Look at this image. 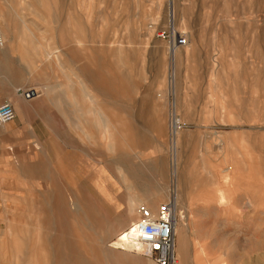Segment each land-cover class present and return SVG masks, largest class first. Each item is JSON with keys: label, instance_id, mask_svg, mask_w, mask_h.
<instances>
[{"label": "rangeland", "instance_id": "obj_1", "mask_svg": "<svg viewBox=\"0 0 264 264\" xmlns=\"http://www.w3.org/2000/svg\"><path fill=\"white\" fill-rule=\"evenodd\" d=\"M0 27V89L35 91L29 119L62 130L0 125V264H156L118 240L133 195L177 203L181 264H264V0H0ZM30 165L47 171L31 180Z\"/></svg>", "mask_w": 264, "mask_h": 264}, {"label": "built area", "instance_id": "obj_2", "mask_svg": "<svg viewBox=\"0 0 264 264\" xmlns=\"http://www.w3.org/2000/svg\"><path fill=\"white\" fill-rule=\"evenodd\" d=\"M155 34L167 39L173 49L186 46L187 38L175 30L159 28L156 23H150ZM5 44L0 31V48ZM16 118L14 104L5 100L0 104V125L9 123ZM181 127L176 118L171 123V133ZM177 215L174 201H167L153 211L149 206L140 204L137 208V217L129 225L133 241L141 252L150 257L156 264H181L177 253ZM127 244V243H125Z\"/></svg>", "mask_w": 264, "mask_h": 264}, {"label": "crops", "instance_id": "obj_3", "mask_svg": "<svg viewBox=\"0 0 264 264\" xmlns=\"http://www.w3.org/2000/svg\"><path fill=\"white\" fill-rule=\"evenodd\" d=\"M78 77V76H77ZM77 80H79V77H78V79ZM96 76H95V78H94V80H93V84H94V89L96 90ZM11 81V80H10ZM11 84H16V82H14V83H12V82H10ZM90 90V89H89ZM19 91H23V93L25 94V96H23V94L22 93H20ZM26 90H21V89H17L16 87H13V89L12 90H9V91H2L1 89H0V99L2 98V96L3 97H5V96H7V95H9V97L11 98V99H13L14 101H15V103H17V105L18 106H16V108H17V111H18V114L16 113V118L13 120V121H11V123H10V125H8L7 126V131H9L11 134H14L15 136H16V138L17 139H23L24 137L21 135V134H25V133H31V137L33 138V140H36V141H38L37 139H40L42 136L40 135V134H44V133H46V134H49L48 136H47V138L49 139V136L51 135V134H58V133H60L62 130L61 129H59L56 125H54L53 123H51V121H54L55 122V120L54 119H52V116H51V114H49L48 116L47 115H43V116H46V117H48L49 119H51V120H49V121H44L45 119H42V121L44 122L42 125H36L34 122L35 121H33L32 119L30 120L29 118L32 116V114L29 112V110H28V108H27V106L29 105H31V103H36V101H32V102H30L29 100H28V98H30V97H27L26 96ZM89 99H91V101L93 102V107H92V114H94L95 116H96V95H92V94H90V96H89ZM16 110V109H15ZM39 117L41 116L40 114L38 115ZM42 118V117H41ZM54 118V117H53ZM25 122V124L24 123H22L23 121ZM32 122V123H30V125H28L27 124V122ZM50 122V123H49ZM132 122V125H133V121H131ZM137 122V121H136ZM74 125V124H73ZM135 125V124H134ZM120 133H121V135H123V137H127V138H130L131 140H132V142L134 143V144H138V142H137V139H138V135H137V132L135 133L134 132V129L133 128H125V130L123 129V128H121L120 129ZM125 133V134H124ZM113 134H112V136L110 137L111 139L109 140L110 142V149H115L116 147H115V142H114V140H113ZM57 137V139H61V136L60 135H57L56 136ZM127 138H125V139H127ZM42 139V138H41ZM137 142V143H136ZM38 144V143H37ZM73 148H75V146H73ZM89 156V158L91 159V158H93L92 156H91V154H89L88 155ZM94 161V160H93ZM94 163H95V161H94ZM27 170H28V174H31L32 175V177L30 178L31 180H38V179H41V177H35L33 174H39V173H44V172H46L47 171V169H42L40 166H27V168H26ZM57 169V172L58 173H62V174H65L66 173V169L63 167V165L61 164L60 165V167H58V168H56ZM90 176H89V178H90V180L92 179V181H93V184L94 185H96V177H95V174H96V170H95V168L94 169H91L90 168ZM43 179H47V178H43ZM92 184V185H93ZM144 196V195H143ZM145 196H147L146 194H145ZM129 197V196H128ZM128 197H127V199L125 200V202L124 201H122V203H123V205H122V207H121V211H122V209L124 208V206L127 204V200H128ZM141 198V197H140ZM140 198H139V195H133L132 196V198H131V200H129L128 201V203H129V206H130V210L128 211V213L129 214H125L124 213V217H125V220L124 221H126V223L127 222H129L131 219H134V215H136V213H137V208H138V206L140 205V204H137L139 201H140ZM142 200H143V198H142ZM70 204L71 205H75L76 206V209L74 210V211H72V213L74 214V216L75 215H77V213L79 212V210H80V208H79V206H78V202H77V196L74 194V195H72V196H70ZM137 204V206H136V211L134 210V206ZM151 208H152V206H151ZM42 213H44L43 214V216L42 217H44V215H45V213L47 212V209H45V208H43L42 210ZM124 211V210H123ZM34 212V211H33ZM44 220V219H43ZM49 221H50V219H49V217L46 215V218H45V222L47 223H49ZM43 222V221H42ZM41 222V223H42ZM45 222H43V225H46V223ZM43 225L41 226L42 228H43ZM126 225V224H125ZM124 225V226H125ZM11 227V226H10ZM46 227V229L45 230H48V228H49V225L47 226H45ZM42 230V229H41ZM26 233H28V232H26ZM15 235L17 234L16 232L14 233ZM41 235H43V237H47V235L45 234V233H43L42 231H41ZM40 235V236H41ZM33 239V238H32ZM17 243H20V244H26L27 242H23V240L20 242V238H15V244H17ZM35 244H37V242H35V241H30L29 242V245H35ZM39 244H40V248H41V256H40V261L41 262H46V261H48V259H49V253H48V247H49V241L47 240V239H41L40 241H39ZM63 245H65V242H64V240L63 241H60V246H62L63 247ZM120 246V245H119ZM29 256H27V257H25L23 260H25V261H27V260H32L33 259V257H32V253H29L28 254ZM0 259H2V257L0 256ZM68 259V255H66L63 251L61 252H59L58 254H57V262L58 261H63V260H67ZM73 260H74V262H83V264H89V263H85L82 259H80V258H75V257H73L72 258ZM45 264H47V262L45 263ZM78 264V263H77Z\"/></svg>", "mask_w": 264, "mask_h": 264}, {"label": "bare ground", "instance_id": "obj_4", "mask_svg": "<svg viewBox=\"0 0 264 264\" xmlns=\"http://www.w3.org/2000/svg\"><path fill=\"white\" fill-rule=\"evenodd\" d=\"M0 31H1V34H2V36L4 37V35H3V32H2V29H1V27H0ZM5 39V38H4ZM4 46H5V44H4ZM3 46V47H4ZM3 47H1V48H3ZM0 48V49H1ZM174 173H177L175 170L173 171V174ZM178 179H179V175H178ZM174 204H175V206L177 207V203L174 201ZM150 207V206H149ZM151 208V207H150ZM152 209V208H151ZM153 210V209H152ZM154 211V210H153ZM136 219V218H135ZM134 219V220H135ZM177 223H178V221H177ZM177 224H176V233H177ZM133 237H132V233L130 232V230H129V227L126 229V230H124L122 233H121V235L118 237V240H119V242L121 241L122 243H127L126 245H129V246H131V244H135L138 248H139V246L133 241V239H132ZM121 242H120V244H121ZM116 244V243H115ZM134 245V246H135ZM140 249V248H139ZM178 250H179V245H178ZM178 253V252H177ZM178 256H179V254H178Z\"/></svg>", "mask_w": 264, "mask_h": 264}, {"label": "water", "instance_id": "obj_5", "mask_svg": "<svg viewBox=\"0 0 264 264\" xmlns=\"http://www.w3.org/2000/svg\"><path fill=\"white\" fill-rule=\"evenodd\" d=\"M33 95H35V91H33V90H31V91H27V92H26V96H27V97H31V96H33Z\"/></svg>", "mask_w": 264, "mask_h": 264}]
</instances>
